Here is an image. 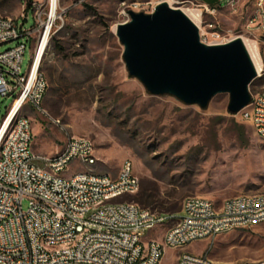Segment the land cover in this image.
I'll list each match as a JSON object with an SVG mask.
<instances>
[{
	"label": "rangeland",
	"instance_id": "rangeland-1",
	"mask_svg": "<svg viewBox=\"0 0 264 264\" xmlns=\"http://www.w3.org/2000/svg\"><path fill=\"white\" fill-rule=\"evenodd\" d=\"M24 1L0 0V14L18 18L23 29H32V12L25 13V20L20 17ZM36 1L46 19L50 0ZM149 1L154 0H58L40 64L48 82L42 102L46 113L26 107L23 111L32 127L33 151L50 155L67 137H87L97 156L93 169L115 176L130 160L139 187L124 198L156 212L178 213L183 199L191 195L219 204L233 195L263 192L264 141L239 114L228 111V93L214 95L201 107L169 94H151L129 74L115 27L129 20L134 2L142 7L136 11L149 13ZM200 1L217 7L213 14H203V21L212 25L208 32L217 31L223 38L243 35L257 45L264 61V30L245 29L255 0H237L235 8L226 5L229 0ZM21 40L0 45V51ZM23 41L21 72L31 60L29 41ZM262 89L264 72L248 85L250 94ZM14 95L0 96V123ZM22 206L26 208V199ZM169 224L146 236L159 239ZM185 248L195 254L206 251L214 260L263 258L264 223L197 240ZM177 253L166 249L160 264H177Z\"/></svg>",
	"mask_w": 264,
	"mask_h": 264
},
{
	"label": "built area",
	"instance_id": "built-area-1",
	"mask_svg": "<svg viewBox=\"0 0 264 264\" xmlns=\"http://www.w3.org/2000/svg\"><path fill=\"white\" fill-rule=\"evenodd\" d=\"M160 1L173 8L194 7L188 4L196 2L200 40L208 44L230 40L206 30L212 25L203 21V14H213L217 7L200 0H154L147 2L151 11ZM28 2L27 6L24 1L26 9L20 17L25 20V13L31 11L32 29H23L18 18L0 14V45L22 39L0 51V96L15 94L0 123V264H160L166 249L178 251L177 264H264V257L222 261L206 251L195 254L185 248L197 240L264 223V191L233 195L219 204L191 195L183 199L178 213L156 212L124 198L139 187L130 160L115 176L93 169L97 156L87 137H67L61 149L50 155L33 151L32 127L23 111L26 107L46 113L42 102L48 82L36 59L55 18L50 20V7L44 19L38 1ZM236 3L229 0L226 5L235 8ZM140 6L134 2L130 10H141ZM263 11L264 0H255L245 23L247 31L264 30ZM23 39L29 41L31 60L21 72ZM263 72L264 61L256 76ZM237 114L264 141V89L251 93ZM168 222L159 239L146 236Z\"/></svg>",
	"mask_w": 264,
	"mask_h": 264
},
{
	"label": "water",
	"instance_id": "water-1",
	"mask_svg": "<svg viewBox=\"0 0 264 264\" xmlns=\"http://www.w3.org/2000/svg\"><path fill=\"white\" fill-rule=\"evenodd\" d=\"M128 15L129 20L116 25L115 34L129 74L151 94L206 107L214 95L228 93L232 114L249 102L248 85L257 71L241 37L205 43L198 26L165 1L149 13L129 10Z\"/></svg>",
	"mask_w": 264,
	"mask_h": 264
},
{
	"label": "bare ground",
	"instance_id": "bare-ground-1",
	"mask_svg": "<svg viewBox=\"0 0 264 264\" xmlns=\"http://www.w3.org/2000/svg\"><path fill=\"white\" fill-rule=\"evenodd\" d=\"M57 4H58V0H50V20H53L54 18H56L57 16ZM180 9L196 24L198 25V15H199V10L197 8L194 7H187V6H181ZM47 31L45 32L41 45H40V49L37 55V59L36 62L37 63H41L42 61V57L43 54L45 52L46 46H47ZM239 37H241L249 55L250 58L256 68V71H259L260 67H261V56L259 54V50L257 45L252 42L249 41L248 39H246L243 35H237ZM235 36L230 37L234 38ZM16 110V107L14 109H12L8 114H7V119H6V123L5 126L8 124V122L10 121V119L12 118L14 112ZM2 135V132H0V137Z\"/></svg>",
	"mask_w": 264,
	"mask_h": 264
},
{
	"label": "trees",
	"instance_id": "trees-1",
	"mask_svg": "<svg viewBox=\"0 0 264 264\" xmlns=\"http://www.w3.org/2000/svg\"><path fill=\"white\" fill-rule=\"evenodd\" d=\"M30 1V0H29ZM29 5V2H28V4H27V6Z\"/></svg>",
	"mask_w": 264,
	"mask_h": 264
}]
</instances>
